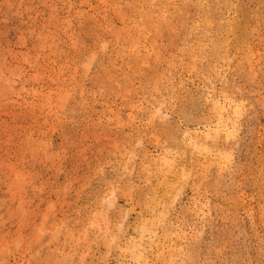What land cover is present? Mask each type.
<instances>
[{
    "label": "rangeland",
    "instance_id": "374dc122",
    "mask_svg": "<svg viewBox=\"0 0 264 264\" xmlns=\"http://www.w3.org/2000/svg\"><path fill=\"white\" fill-rule=\"evenodd\" d=\"M205 1L0 0V264H264V90L211 153L202 104L178 111L249 69L264 0ZM162 160L200 173L168 178L183 191L166 213Z\"/></svg>",
    "mask_w": 264,
    "mask_h": 264
},
{
    "label": "bare ground",
    "instance_id": "6f19581e",
    "mask_svg": "<svg viewBox=\"0 0 264 264\" xmlns=\"http://www.w3.org/2000/svg\"><path fill=\"white\" fill-rule=\"evenodd\" d=\"M202 2L205 3L206 1L202 0ZM254 19H258V17L255 16ZM205 24H206V22L204 21L203 25H205ZM260 24H262V23H260ZM249 42L250 43H247L245 41V44H246V47L248 49V52L246 53V55H250V56H249V58H244V63L248 62V64H249V69H246V68L244 69V66H243V69H240L238 67V64H236L226 74H224V75L216 74V78H218L220 80V83H221L220 88H218V87L215 88L216 96H212L211 98H209V96H204L203 93H201L200 91L194 92L192 94L186 93V95L183 98V103H180L178 105V111H179L180 115H182L183 117L188 119L191 116V113H192L191 109H189V105L192 106L196 102L202 104V109H203L202 113L195 119H196V121H198L199 125L203 126L204 129H207L208 131L205 133L203 139L196 140L195 145H196V147L198 149H206L208 152L211 153L216 148H221L222 145H224V144L229 142L228 135L224 134L223 128H224L225 125L230 126L232 124L234 115L242 109V103L247 105L248 108L252 111V117H251L252 119L254 118L255 112L257 111V110H255V106L256 105L257 106H259V105L261 106V99L263 98L262 97V90H264V45H261L260 43H256V45L254 46V45H251V41H249ZM96 55H97V53L95 52L94 53V57H96ZM124 59H125V57H124ZM204 59H207V56H204ZM205 62H206V60H205ZM238 80H241V81L245 80L246 81V86L243 87V85H241L239 83L240 81H238ZM199 85H200V83H199ZM83 97H85V96L83 95ZM164 111L165 110L161 106L160 109L158 110V118L156 119V124H158L161 127H168V126H170V124L164 120V115H163V114H165ZM193 116L196 117V115H193ZM254 137H255L257 143H259L261 141L262 137L264 138V132L263 133L254 132ZM29 144H30V147L33 150V152L38 153L39 151H44L46 153L47 157L48 158L50 157V155H51L50 154V147H49V144L47 142L45 143L43 141H40V142L36 143L35 140H31L29 142ZM167 144L169 146H171V147L176 148L178 151H182V149L185 148V145L182 144L181 142L177 141V139L174 138L173 136H170L168 138ZM214 154H215V152H214ZM189 156H190V154H189ZM186 158H188V157H186ZM186 163H187V161H186ZM175 168L176 167H174L172 164H169L167 161H163V160L160 163L156 164V171L158 172V174L163 176V180H168L169 181V183L164 184L162 192H161V196H160V201H159V203L162 205L164 213H166L170 209L171 206L175 205V203L180 198V197L178 198V196H180L179 194L183 191L182 189H179L176 194L173 193L171 185H170V182L172 181V179H168L170 176H172L173 178H176L179 181L181 180V177L182 178L188 177V179L190 181L193 179L194 182L198 181L199 178H200L199 169H198V166H196V164H194L193 167L190 168L188 172L186 171L184 166L179 167L180 168L179 171L175 170ZM213 168H215V167H213ZM261 169L263 170L264 168H261ZM210 171H211V169H210ZM260 181H262V180H260ZM214 184H215V182H214ZM116 193H117V188L113 187V189L111 191V195L114 196V195H116ZM112 196H111V198H113ZM252 205H254V204H252ZM115 207H116V205L113 202H111L110 205L106 208V215H107L108 218H110V213L112 212L113 209H115ZM205 209H207V208H205ZM42 224H43V222H42ZM41 236H42V234H41ZM235 252H236V250H235ZM259 261H260V259H259Z\"/></svg>",
    "mask_w": 264,
    "mask_h": 264
},
{
    "label": "snow or ice",
    "instance_id": "6c2138e0",
    "mask_svg": "<svg viewBox=\"0 0 264 264\" xmlns=\"http://www.w3.org/2000/svg\"><path fill=\"white\" fill-rule=\"evenodd\" d=\"M229 135H231V134H229Z\"/></svg>",
    "mask_w": 264,
    "mask_h": 264
}]
</instances>
